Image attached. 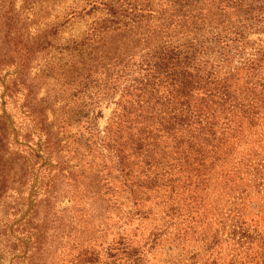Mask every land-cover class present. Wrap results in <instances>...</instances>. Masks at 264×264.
Here are the masks:
<instances>
[{
	"label": "trees",
	"instance_id": "trees-1",
	"mask_svg": "<svg viewBox=\"0 0 264 264\" xmlns=\"http://www.w3.org/2000/svg\"><path fill=\"white\" fill-rule=\"evenodd\" d=\"M15 2L7 25L27 70ZM100 9L81 40L60 47L63 87L78 105L55 107L67 91L35 102L39 76L22 82L33 125L25 138L40 144L18 179L6 156L19 143L0 115V200L18 185L19 221L13 230L0 222V233L21 246L17 261L39 254L34 225L45 211L68 264H264V0H86L72 14ZM45 44L41 52L49 36ZM106 99L115 108L101 130ZM73 125V142L102 160L88 175L64 152H79L65 135ZM68 189L72 205L57 210ZM175 248L185 261L162 258Z\"/></svg>",
	"mask_w": 264,
	"mask_h": 264
},
{
	"label": "rangeland",
	"instance_id": "rangeland-1",
	"mask_svg": "<svg viewBox=\"0 0 264 264\" xmlns=\"http://www.w3.org/2000/svg\"><path fill=\"white\" fill-rule=\"evenodd\" d=\"M14 0H0V115H3L4 119L7 121V125L11 132L12 144L18 141L19 145L10 147L9 154L6 159H10L9 165L11 176H15V179L21 178L22 171L24 168V161H29L30 165L34 164L35 161L30 157V149L34 151L38 144H40L38 138L31 137L25 138L32 134V123L25 117L23 104L25 101V96L27 95L26 87L22 85V82L29 84V79H33L37 76L34 83L33 95L31 98H35V102H38L40 98L51 95L50 99L54 100V96L57 92L70 91L63 87V75H60V65L64 57L61 54V48L67 43L73 40H81L85 33L89 30V27L98 19L105 16V12L100 9L91 13H85L81 16H73V11H81L85 5L86 0H31L29 5H25L24 0H16L14 5L18 11L21 13L20 17V28L17 32L21 35L22 46L26 47V50L30 52L28 68L22 69V55L15 53V42L13 38L15 37L14 32L10 34L9 26L7 25L9 20V15L12 12ZM26 6V7H24ZM24 7V8H23ZM30 7V8H29ZM26 16L28 21H26ZM52 30L57 32V36L53 37ZM49 36L51 41V46L47 51H43L45 45H41L45 37ZM253 39H257V36H253ZM22 74V75H21ZM17 84V85H16ZM35 91H37L35 93ZM116 100L119 99L118 95ZM116 100H103L99 108H97V113L99 111L103 112V116L97 121L98 127L102 130L107 124L108 120L112 115L115 108L114 101ZM82 100L73 99L71 95L65 96L58 99L55 107H63L66 104L68 106H76ZM50 119H54L53 113H49ZM2 121L0 120V124ZM79 129L76 125L68 129L65 133L66 136H70L69 139L71 151L78 148V154L69 152V149H65V154L71 156V161L69 162V167L80 165L78 168H74L77 172L86 171L88 175L91 171L88 169V164L98 165L102 163L99 157L88 155L83 147L78 146V142H73L74 138L78 137ZM27 146V147H26ZM2 152V150H1ZM87 154L83 157V154ZM37 166L33 170L34 179L38 178L39 172V162H36ZM96 167L93 168L95 170ZM36 170V171H35ZM39 180H35L30 186V190L24 192L29 193L30 203L32 202L31 195L36 192L37 186L39 185ZM10 189L7 198H2L0 200V222L3 224H9L14 220L13 213L14 209L13 202L15 198L12 196L14 188L18 185L9 186ZM64 189V188H62ZM71 189V188H70ZM66 190L65 193L59 198L58 207L59 209H64L72 205V192L71 190ZM39 192V191H38ZM13 197V198H12ZM27 198V197H26ZM45 216V211H41L39 214V221L35 223V227L39 226L41 228L43 237L41 241V250L39 254L34 256L33 260L28 261L21 260L17 261L16 258L20 255L21 246L15 243V239L7 240L6 235L0 233V264H42L39 256L42 254L44 259H46L47 264H68L70 255L67 250L62 254L61 245L54 239L52 235L51 224H44L42 220ZM21 216L19 215L20 218ZM41 220V222H40ZM19 221L11 222L10 227L15 228ZM40 223V225L38 224ZM80 223V229H85V225ZM38 224V225H37ZM89 230V228H88ZM47 231V232H46ZM37 232V230H36ZM44 232H46L44 234ZM45 235V236H44ZM15 238H19L18 234H14ZM36 250V249H35ZM177 248L173 249L172 252L167 253L166 256L163 254L162 258L166 260L172 259L174 261H185L187 258V253L179 255ZM165 260V261H166ZM31 262V263H30Z\"/></svg>",
	"mask_w": 264,
	"mask_h": 264
}]
</instances>
